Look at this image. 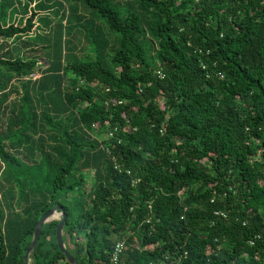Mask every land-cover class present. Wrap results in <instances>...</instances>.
Wrapping results in <instances>:
<instances>
[{"label":"trees","instance_id":"obj_1","mask_svg":"<svg viewBox=\"0 0 264 264\" xmlns=\"http://www.w3.org/2000/svg\"><path fill=\"white\" fill-rule=\"evenodd\" d=\"M37 7L57 18L40 76L12 83L32 63L0 55V264H25L55 206L78 264H264V0ZM46 226L33 264L67 261Z\"/></svg>","mask_w":264,"mask_h":264},{"label":"rangeland","instance_id":"obj_2","mask_svg":"<svg viewBox=\"0 0 264 264\" xmlns=\"http://www.w3.org/2000/svg\"><path fill=\"white\" fill-rule=\"evenodd\" d=\"M8 2V0H0V26L7 27L9 25H13L16 27H21L23 28L26 24V21L29 17L32 16V21H31V28L29 30H26L24 32H20L16 35H14L10 39H0V55H3L5 58L7 57L4 55V53L7 51V49L12 50V57L16 58L17 55L19 54L20 57H22L23 61L31 62L33 71L30 72L29 74L25 75L22 74L21 76L17 77L16 75H13L12 83L14 82L16 85L18 84L17 82L19 81L20 83L24 82L27 78H33L36 79L40 76L41 74V69H44L47 66V57L44 54V50L42 48L43 46V39L45 38L46 35L49 34L50 31V26L47 24V17L50 18L51 21V27L54 26L55 21L57 18H54L55 16L52 14V12L49 10H42L37 7L38 0H12ZM110 37H114V35L109 32ZM30 39H35L37 45L34 48H26L24 44L22 43V39L26 38ZM75 43L81 48L78 50V54L81 57H93V53L89 50L90 46L89 44L82 39V35L76 34L75 37ZM13 47V49H12ZM17 49H14V48ZM0 74H5L3 70L0 67ZM6 74H12L6 73ZM6 127H9L8 124L1 128L2 133L5 132ZM105 134L103 133L101 135V138H105ZM40 164L45 170H51L52 168L50 165H47L45 163L44 158L41 156L40 158ZM93 178V172H90L87 174L86 179H87V186L86 189L88 190L90 188V184L92 183ZM79 192H74V195H78ZM60 220V215H55L51 220H49L46 225V229L44 231L43 239L45 242H49L51 245V249L54 248V244L57 242L56 241V223ZM63 239H64V245L66 249L72 248V242L70 239V236L68 234V231L66 228L63 229ZM76 243L78 245L83 243V238L78 236L75 238ZM121 240H117L119 242ZM125 242V241H124ZM47 246V244H46ZM126 246V244H125ZM45 247V245H43ZM47 246V248H49ZM36 250V249H35ZM29 261L32 262L33 264V256L29 257ZM84 261V260H83ZM85 262V261H84ZM52 264H70L69 262L63 260L60 257H56L55 261L52 262Z\"/></svg>","mask_w":264,"mask_h":264},{"label":"water","instance_id":"obj_3","mask_svg":"<svg viewBox=\"0 0 264 264\" xmlns=\"http://www.w3.org/2000/svg\"><path fill=\"white\" fill-rule=\"evenodd\" d=\"M55 215H60V220L56 227V241H57L59 250L64 254V256L66 257L67 261L70 264H78V261L75 258V256L72 253H70L64 245L63 229H64V225L66 221V213L61 206L53 207L48 212L43 214L38 220L35 226V229H34V233L32 236L30 246L28 247L24 255L25 264H32V262L29 261V257L30 256L32 257L35 253V249H36L42 228L44 224L47 223L49 220H51L53 217H55Z\"/></svg>","mask_w":264,"mask_h":264},{"label":"built area","instance_id":"obj_4","mask_svg":"<svg viewBox=\"0 0 264 264\" xmlns=\"http://www.w3.org/2000/svg\"><path fill=\"white\" fill-rule=\"evenodd\" d=\"M119 103H122V101H119ZM111 135V134H110ZM116 169H119V165L117 163H115L114 166ZM135 183V181H134ZM125 249V242L124 241H119L117 243H115L112 253H111V261L116 263L119 259L120 254L124 251Z\"/></svg>","mask_w":264,"mask_h":264},{"label":"bare ground","instance_id":"obj_5","mask_svg":"<svg viewBox=\"0 0 264 264\" xmlns=\"http://www.w3.org/2000/svg\"><path fill=\"white\" fill-rule=\"evenodd\" d=\"M57 216V215H56Z\"/></svg>","mask_w":264,"mask_h":264}]
</instances>
